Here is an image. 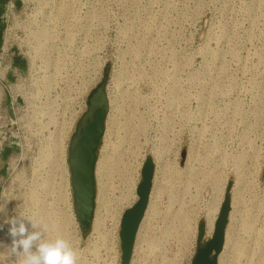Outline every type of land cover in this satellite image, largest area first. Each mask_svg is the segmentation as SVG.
Masks as SVG:
<instances>
[{"label": "rangeland", "instance_id": "rangeland-1", "mask_svg": "<svg viewBox=\"0 0 264 264\" xmlns=\"http://www.w3.org/2000/svg\"><path fill=\"white\" fill-rule=\"evenodd\" d=\"M15 1L20 11L10 17L17 30L10 40L27 59V94L11 113L15 124L0 155V205L6 206L0 223L8 216L39 217L51 224L46 238L63 237L77 250L78 264L110 262L112 217L124 181L112 176L116 186L106 204H95L99 234L93 227L83 231L72 181V143L101 104L106 127L111 116L115 125L100 142V160L112 156L114 165L120 156L132 187L144 161L152 162L126 264H184L213 202L215 219L226 203L215 264H264V0ZM98 85L101 101L85 116L83 101L87 106ZM158 153L164 165L176 161L182 168L192 154L194 170L221 173L183 193L185 232L174 222L170 234H161L167 178L156 175ZM154 188L159 214L149 216ZM7 229L5 223L0 231V264H17Z\"/></svg>", "mask_w": 264, "mask_h": 264}, {"label": "bare ground", "instance_id": "bare-ground-1", "mask_svg": "<svg viewBox=\"0 0 264 264\" xmlns=\"http://www.w3.org/2000/svg\"><path fill=\"white\" fill-rule=\"evenodd\" d=\"M107 118L108 117L106 116V119ZM114 121L115 120L111 116L110 117V122L108 121L107 127L105 125V131H104L103 137L105 136L107 130L109 132H111V130L113 129L112 128L113 125H115ZM105 124H106V120H105ZM127 124L129 125V127H132L130 125V123H129V120H128ZM129 127H127V128H129ZM104 158H105L104 162H102L100 160V157H98L97 158V162H96V167H95L96 202H97V205H98L97 207L100 208L101 206L103 207L104 204H106L105 201H106L107 193H108L109 189H111V187L115 188V186H116V185L115 186L112 185L113 183L111 184L110 180L115 178L119 182L124 181L123 184L121 183L123 185V187L122 188L120 187L121 189H123V192H122L121 196L119 198H117L118 200L116 202L117 206H115L116 207L115 214H113V217H112L114 223L112 225L113 226V228H112L113 230L110 233V246H109L110 248L109 249H110V252L113 255L114 249H112V243H114L113 240L115 239L114 231H115V228H116L118 215L120 213L119 210L121 211L120 208L123 207L122 206L123 204H127L128 205V204H130L132 202V200L134 198V194H133V191H132L133 189L132 188H134V186L133 187H132V185L130 186V183L127 184L129 179L128 180H124L125 179L124 178V174L126 175L127 168H126V166H121L120 165V162H119L120 156H118V155L115 156L116 160H114V162H115L114 165H112V162H113V159H114L112 156H108V157H104ZM161 158H162V154L158 153L156 155V166H157L156 167V175H161V176L167 178L166 187H165V193H166L165 195L167 196V203H166V206L164 208L165 209L164 210V217H163V220H162V227L160 229L161 230V234H164V235L165 234H170V232L172 231V228H170L169 225H172V223H174V222H177L178 224H181L180 228L182 227L184 232H185V231L190 229V224H189V221L187 219L188 217H186V214H183V215L181 214V208H182L181 205L183 203L182 202L183 193L184 192L185 193L188 192L189 186H191V185L194 186L197 189L198 188V184L201 182L202 179H205V177H210V179H212V180L215 178V180H216V178L218 176H220L221 173L220 172H216L213 175L214 171H211V175H210V172H209V175H208L207 172H204V170H200V171H197V169L194 170L192 167L194 165L195 157L192 154L187 158L186 164L184 166H182V168L178 167L176 161H172L171 163H168V164L165 163V165H164V163L161 161ZM99 160H100V162H99ZM136 170H137V167H136ZM136 170L133 171V172H136ZM105 175H106V178H105ZM112 176H115V177L113 178ZM132 176H133V174H132ZM131 179H133V178H131ZM214 182H216V181H214ZM124 183H126V184L124 185ZM131 183H133V181ZM48 185L49 184H48V181H47L46 185H44L45 188H48ZM67 194H66L65 199L68 200ZM150 195H151V198L149 200L150 203H148L147 213H145V214H148L149 216H150V214H152L154 216H157L159 214V210H158L157 203H156L157 189L154 188L153 192ZM235 203H237V202L235 201ZM216 204L214 202H213V204H210V206L207 208V210L205 212L206 222H207V231L208 232L211 230V224H212L214 215L216 214V210H217L216 208L218 206ZM233 208L235 209V207H233ZM67 210L69 212V207L67 208ZM231 214H233V213H231ZM70 215H72L71 212H70ZM146 217H147V215H146ZM146 217H145V219H146ZM230 217H233V216L231 215ZM70 218L73 220V223H74V219L75 218L73 216H70ZM145 219H143V220H145ZM232 219H234V218H232ZM100 220H101L100 216H98L96 210H94V218H93V221H92V227H93V230H95V232H97V234L100 233L99 232V229H100V226H101V221ZM231 221H230V223H231ZM49 223H48L49 228H51V224H49ZM56 225H57V223H56ZM47 239H50V237L47 238ZM230 239H231V226L229 225L227 230H226L225 247L229 246L230 241H231ZM147 241H149V242H147L148 245H146L147 246L146 249H148L150 251L151 249H153V247L151 246V239L147 240ZM183 241L184 240H182V242ZM182 253H184V252H182ZM108 262L106 264H113L112 258L110 259V262L109 263Z\"/></svg>", "mask_w": 264, "mask_h": 264}, {"label": "water", "instance_id": "water-1", "mask_svg": "<svg viewBox=\"0 0 264 264\" xmlns=\"http://www.w3.org/2000/svg\"><path fill=\"white\" fill-rule=\"evenodd\" d=\"M107 109L105 106L97 107L90 116L87 123L79 130L78 139L72 150V181L75 192L76 214L83 231H87L92 227L94 218V210L96 204V181L95 167L97 162V154L100 142L105 131V120ZM185 153H181L183 161ZM149 160V159H148ZM142 174L145 169H142ZM140 173V174H141ZM148 184L145 189L147 190ZM137 191L141 190L140 186L136 187ZM145 199L134 203L124 215V228L121 232L122 249L126 253L122 264H126L127 253L129 252L130 241L134 232V228L138 222L140 214L144 206ZM222 212H226V203L222 207Z\"/></svg>", "mask_w": 264, "mask_h": 264}, {"label": "clouds", "instance_id": "clouds-1", "mask_svg": "<svg viewBox=\"0 0 264 264\" xmlns=\"http://www.w3.org/2000/svg\"><path fill=\"white\" fill-rule=\"evenodd\" d=\"M5 207L0 205V213L5 212ZM5 223L11 237L8 248L16 257L17 264H78V252L67 239L46 238L49 225L43 219L36 216H8L0 223V231Z\"/></svg>", "mask_w": 264, "mask_h": 264}, {"label": "flooded vegetation", "instance_id": "flooded-vegetation-1", "mask_svg": "<svg viewBox=\"0 0 264 264\" xmlns=\"http://www.w3.org/2000/svg\"><path fill=\"white\" fill-rule=\"evenodd\" d=\"M100 89H101V85H98L90 93V95L88 97V102H87L88 105L86 106V111L84 113L85 116L91 110V106L93 103L96 104V103L101 101ZM101 106H103V105L100 104L97 107H101ZM93 111L91 112V114L93 113ZM91 114H90V116H91ZM90 116L85 121V124L90 119ZM78 134H79V131H78ZM77 139H78V137H77ZM77 139L74 141V143H72L73 148H74V145H75ZM73 148H72V150H73ZM98 150H99V148H98ZM71 154H72V151H71ZM96 154L98 156V151L96 152ZM151 164H152V162L148 159H146L144 161V163L142 164V167L140 169V173H141L142 169H145V173L144 174L139 173V180H138V183L135 185L134 191H133V194H134L133 200H135L134 203H137V202L141 201L142 199H146V195H147L146 191L147 190L145 191L143 189H145L146 184L149 183L150 172H151V168H152ZM138 185L140 186V188H142V191L141 190L137 191L136 187H138ZM131 207H132V205L129 208H131ZM222 207L223 206L220 207V210L218 211L216 219H215V217L213 218V221L211 224V230L209 232L207 231V222H206V226H205L206 230L203 229L202 223L198 224V226L196 228V236H195L194 244L192 246V250L189 252V255L187 256V259H186L184 264H215L216 256L218 253V244H219L221 236H222L224 217H225V212L224 213L222 212ZM123 208H125V207H123ZM128 209H124V210L122 209L120 212V216H118L119 219H117V221L118 220L120 221V223H119L120 230L118 233V238H119V251L118 252H119V254H118V252L114 251L116 254L111 257L113 260V264H115V260H116V263L122 264L123 259L126 256V253L123 251V249L121 247V245H122L121 232L125 226L124 215ZM214 219H215V221H214ZM114 237H115V231H114ZM114 241H115V239L113 240V242ZM128 253H127V256H128Z\"/></svg>", "mask_w": 264, "mask_h": 264}, {"label": "built area", "instance_id": "built-area-1", "mask_svg": "<svg viewBox=\"0 0 264 264\" xmlns=\"http://www.w3.org/2000/svg\"><path fill=\"white\" fill-rule=\"evenodd\" d=\"M20 9H12L8 14L6 20V28L4 33V51L9 53H17L21 55L25 60V70L24 72H12L9 74V68L7 69V77L0 78V86L5 91V100L0 98V155L4 151V148L7 146V141L12 134L11 128L15 123H12L11 113L14 110H17L21 106V101L23 96L27 94L25 91V86L27 83L26 71H27V59L24 57L23 53L20 52L17 45H14L10 40V36H14L17 33V30L13 28L10 23V17H14ZM15 33V34H12ZM4 69V67H3ZM26 78V79H25ZM83 106L86 107V102L83 101ZM70 129V125L67 126L66 132ZM1 157V156H0ZM1 185V183H0Z\"/></svg>", "mask_w": 264, "mask_h": 264}, {"label": "crops", "instance_id": "crops-1", "mask_svg": "<svg viewBox=\"0 0 264 264\" xmlns=\"http://www.w3.org/2000/svg\"><path fill=\"white\" fill-rule=\"evenodd\" d=\"M15 0H0V78L7 77V69L9 68V74L12 72H24L25 60L21 55L17 53H9L4 51V33L6 28V18L12 9H19L16 6ZM16 6V7H15ZM4 67V69H3ZM5 91L0 86V98L5 100ZM5 153V150L2 154Z\"/></svg>", "mask_w": 264, "mask_h": 264}]
</instances>
